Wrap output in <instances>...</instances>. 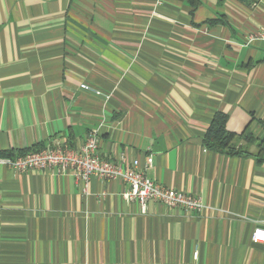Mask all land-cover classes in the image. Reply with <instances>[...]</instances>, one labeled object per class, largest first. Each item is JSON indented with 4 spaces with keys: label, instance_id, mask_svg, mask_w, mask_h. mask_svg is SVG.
I'll use <instances>...</instances> for the list:
<instances>
[{
    "label": "crops",
    "instance_id": "1",
    "mask_svg": "<svg viewBox=\"0 0 264 264\" xmlns=\"http://www.w3.org/2000/svg\"><path fill=\"white\" fill-rule=\"evenodd\" d=\"M248 2L0 0V155L97 127L102 157L152 155V180L203 204L144 213L122 180L0 164V264H264V0ZM218 112L257 139H235L248 155L205 146Z\"/></svg>",
    "mask_w": 264,
    "mask_h": 264
},
{
    "label": "built area",
    "instance_id": "2",
    "mask_svg": "<svg viewBox=\"0 0 264 264\" xmlns=\"http://www.w3.org/2000/svg\"><path fill=\"white\" fill-rule=\"evenodd\" d=\"M257 38L264 41V28L257 33ZM80 87L96 95L103 94V90L87 82L81 83ZM98 136L99 129L94 127L88 131L83 143L76 147H69L60 139L49 147L23 155L0 156V164L10 166L21 173L58 166L63 170H72L76 178L85 183L92 176L122 180L129 185L122 192V197L127 201L137 202L144 213L147 211L148 203L153 201L172 208H182L187 213L201 210L203 204L199 197L165 186L146 174V169L153 165L152 155L147 157L144 167L141 166L138 158L128 159L123 154L115 160L104 158L98 153ZM252 240L264 246V228H255ZM197 255L195 252L194 258Z\"/></svg>",
    "mask_w": 264,
    "mask_h": 264
},
{
    "label": "trees",
    "instance_id": "3",
    "mask_svg": "<svg viewBox=\"0 0 264 264\" xmlns=\"http://www.w3.org/2000/svg\"><path fill=\"white\" fill-rule=\"evenodd\" d=\"M193 2V0H192ZM227 114L218 112L214 116L204 137V144L207 148L226 154V155H248L249 152L241 146H236L235 139L243 138L246 141H257L250 133L238 135L227 129ZM34 151V150H31ZM30 152V151H28ZM27 152H20L17 155H23ZM13 152H5L0 156H17ZM259 162H264V135L258 139V150L255 154Z\"/></svg>",
    "mask_w": 264,
    "mask_h": 264
},
{
    "label": "water",
    "instance_id": "4",
    "mask_svg": "<svg viewBox=\"0 0 264 264\" xmlns=\"http://www.w3.org/2000/svg\"><path fill=\"white\" fill-rule=\"evenodd\" d=\"M242 1H245V2L249 3L248 0H242Z\"/></svg>",
    "mask_w": 264,
    "mask_h": 264
},
{
    "label": "rangeland",
    "instance_id": "5",
    "mask_svg": "<svg viewBox=\"0 0 264 264\" xmlns=\"http://www.w3.org/2000/svg\"><path fill=\"white\" fill-rule=\"evenodd\" d=\"M237 146V145H236ZM238 147V146H237Z\"/></svg>",
    "mask_w": 264,
    "mask_h": 264
}]
</instances>
